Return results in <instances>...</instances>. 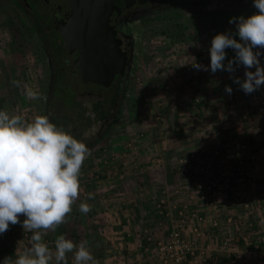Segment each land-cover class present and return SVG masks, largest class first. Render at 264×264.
Returning <instances> with one entry per match:
<instances>
[{
    "label": "rangeland",
    "instance_id": "rangeland-1",
    "mask_svg": "<svg viewBox=\"0 0 264 264\" xmlns=\"http://www.w3.org/2000/svg\"><path fill=\"white\" fill-rule=\"evenodd\" d=\"M237 8L224 0H206L203 6L165 12L135 27L136 64L119 119L108 132H100L102 118L90 112L82 116L89 130L80 132V140L91 155L81 169L80 195L73 212L58 231L43 236L53 258L55 239L65 235L76 243L86 241L97 264H157L153 249L179 224L178 213L187 206L185 235L190 242L197 240L195 257L201 246L209 254L207 264H264V135L253 142L247 135L264 132V86L245 94L227 71L213 74L192 66L196 63L210 69L212 38L235 32V25L229 24L231 17H247L257 11ZM224 9L228 13L221 11ZM15 13L7 0H0V110L21 115L25 121L37 115H56L61 106L66 108L65 114L73 90L64 94L57 83L54 97L66 101L59 105L52 96L48 104L46 58L31 50L37 42L25 35ZM226 52L228 59L233 58L232 49ZM260 60L264 66V55ZM244 72L241 66L234 75L244 79ZM13 80L20 81V86H13ZM25 85L41 98L29 100ZM226 85L232 88L231 95L225 91ZM154 164L166 170L160 174L158 169H147ZM229 165L236 171L237 183L223 175ZM168 170L174 176L172 183H168ZM142 175L148 177L145 182L139 181ZM210 180L217 182V193L207 194L203 200L201 183L205 186ZM244 191L245 195H237ZM162 199L170 217L158 212ZM81 202L91 205L87 215L78 211ZM143 204L147 207L144 205L141 217ZM122 209L130 210L127 217L116 213ZM205 209L207 221L202 229L206 235L199 243L188 229V216L190 211ZM229 219L233 222L228 223ZM215 222L219 225L214 226ZM30 236L21 224L10 225L0 235V264L5 257L15 260L29 245ZM225 241L228 246L223 245ZM210 245L214 250L209 253ZM67 255L68 264H74L73 254Z\"/></svg>",
    "mask_w": 264,
    "mask_h": 264
},
{
    "label": "clouds",
    "instance_id": "clouds-1",
    "mask_svg": "<svg viewBox=\"0 0 264 264\" xmlns=\"http://www.w3.org/2000/svg\"><path fill=\"white\" fill-rule=\"evenodd\" d=\"M253 7L257 11L252 15L229 19L235 32L218 33L212 38L210 69L192 65L213 74L227 71L245 94L264 86V66L260 60L264 55V0H253ZM227 49L233 50V58H227ZM241 66L245 69L244 79L234 75ZM11 83L20 86V81ZM225 91L231 95L232 88L226 85ZM24 94L29 100L41 98L38 91L27 85ZM90 155L86 143L58 127L47 115L25 121L21 115L0 110V235L17 224L31 233L23 252L15 260L5 257L2 264H51L53 259L55 264H68L69 253L73 254L74 264H97L86 241L76 243L59 235L54 242L53 258V250L43 240L46 232H55L73 212L80 195L81 169ZM78 211L87 215L91 205L81 202ZM21 216L25 217L22 223Z\"/></svg>",
    "mask_w": 264,
    "mask_h": 264
},
{
    "label": "flooded vegetation",
    "instance_id": "flooded-vegetation-1",
    "mask_svg": "<svg viewBox=\"0 0 264 264\" xmlns=\"http://www.w3.org/2000/svg\"><path fill=\"white\" fill-rule=\"evenodd\" d=\"M224 1L227 4H236L237 11L253 7L251 2L253 0ZM7 2L16 11L15 15L23 26L25 35L37 42L35 48L31 50L46 58L49 70L48 104L51 103V92L57 83L61 84L64 94L67 90H73L74 98L70 108L67 107L69 109L64 114L66 108L61 106L60 113L57 114L69 117L66 120L67 130L87 132L89 129L87 130L86 120L82 116L90 112L98 119H103L100 132H108L119 119L132 85L138 47L135 27L165 12L179 13L192 10L193 5L203 6L206 0H145L133 2L128 6L122 1L117 2L110 16V26L115 31L119 61L111 68L116 73L108 85L103 84V81L101 83L83 81L81 70L75 65L80 57V50L75 49L71 52L65 47L62 28L64 22L72 15L67 0H7ZM221 11L228 13L227 9ZM53 98L59 105L66 101L61 100V97L57 101L58 96ZM47 116L51 117L48 114Z\"/></svg>",
    "mask_w": 264,
    "mask_h": 264
},
{
    "label": "water",
    "instance_id": "water-1",
    "mask_svg": "<svg viewBox=\"0 0 264 264\" xmlns=\"http://www.w3.org/2000/svg\"><path fill=\"white\" fill-rule=\"evenodd\" d=\"M72 9L71 17L64 22L62 33L69 51L80 50L75 65L81 70L85 82L105 85L112 80L119 61L115 31L110 26V16L116 3L126 6L145 0H67Z\"/></svg>",
    "mask_w": 264,
    "mask_h": 264
},
{
    "label": "built area",
    "instance_id": "built-area-1",
    "mask_svg": "<svg viewBox=\"0 0 264 264\" xmlns=\"http://www.w3.org/2000/svg\"><path fill=\"white\" fill-rule=\"evenodd\" d=\"M206 151V150H205ZM217 155H220V151L215 152ZM188 162V161H186ZM185 162V163H186ZM185 163L183 168L186 170ZM204 163V162H199ZM210 168V165H209ZM223 175L230 176L235 180L237 183L238 180L236 178L237 174L236 171L233 169V166L229 165L226 166V172H224ZM230 185H225V188H229ZM244 187V186H243ZM246 187V186H245ZM217 182L214 180H210L209 184L205 185L201 183L200 186V194L202 195V199L205 200L207 198V194L216 195L217 193ZM245 195V191L242 193H237V195ZM200 195V196H201ZM264 194H262L263 196ZM206 203V201H205ZM203 202V205H205ZM166 200L162 199L157 205V208L159 209L158 212H160L161 215H164L166 217L171 216L170 211H164L166 209ZM213 206V203L210 204ZM246 209L250 208V205L246 203L245 205ZM187 206H185V210L179 211L178 215H180L179 224L173 228V230L169 233L168 237L164 241H159L153 251L156 253L155 255L158 258L157 264H207L209 259V254L206 253L207 249L204 250L203 247L200 246V253L199 257H195L196 254V241L190 242V240L186 237L185 231H186V216L184 215V212H188ZM205 211V214H204ZM190 220V225L188 226V229H191V231L196 235V237L199 239V243H202V240L205 238V231L202 229V225L207 221L206 218V209L202 210L201 213L191 212L190 216H188ZM233 219H229L228 223H232ZM214 226H218L219 224L215 222L213 224ZM149 241H152V238H148ZM248 245H252L253 242L250 237L245 238ZM213 245V244H212ZM210 245V249L208 252H212L213 246ZM224 246H228V241H225ZM212 255V254H211ZM190 258V260H189Z\"/></svg>",
    "mask_w": 264,
    "mask_h": 264
},
{
    "label": "crops",
    "instance_id": "crops-1",
    "mask_svg": "<svg viewBox=\"0 0 264 264\" xmlns=\"http://www.w3.org/2000/svg\"><path fill=\"white\" fill-rule=\"evenodd\" d=\"M247 135H250L251 137H250V139H249V141H251V142H253V140L256 138V137H262L263 135H264V132H253L252 133V135H251V133L250 134H247ZM158 169V171H159V173L161 174L162 172H163V170L165 169L166 170V168H165V166H163V165H150L149 167H147V169ZM164 170V171H165ZM169 171V170H168ZM169 173V182L168 183H170L171 181H173L174 180V176H173V174L171 173V171H169L168 172ZM146 178H148L147 176H144L143 177V175H142V178L141 179H139V181L141 182H145V180H146ZM166 179H167V176H166ZM152 180H153V178H152ZM150 181V180H149ZM172 183V182H171ZM254 194H255V188H254V190H253V192H252V195L254 196ZM142 194H140V196H141ZM140 196H138L137 195V197H138V199H139V201H141V198H140ZM143 196H144V194H143ZM157 196H159V194H157ZM156 197V196H155ZM147 207V204H143V206L141 205L140 207H139V211L141 212V214H140V216L141 217H143L142 215H143V213L142 212H144L145 211V206ZM143 210V211H142ZM128 211H130V210H128V209H126V210H121V211H117L116 213H120L119 215H122L123 217H127V213H128ZM132 211V210H131ZM24 218L25 217H23V216H21L20 217V221L22 222L23 220H24ZM125 227V226H124ZM58 229V228H57ZM58 231V230H57Z\"/></svg>",
    "mask_w": 264,
    "mask_h": 264
},
{
    "label": "trees",
    "instance_id": "trees-1",
    "mask_svg": "<svg viewBox=\"0 0 264 264\" xmlns=\"http://www.w3.org/2000/svg\"><path fill=\"white\" fill-rule=\"evenodd\" d=\"M54 90H56L55 88L53 89V91L51 92V95L54 96ZM68 116H60V115H51L50 120L55 123L58 127L63 128L65 131L70 132V130H67V125L68 122L66 120H68ZM62 125V126H61ZM66 125V126H65ZM72 135H74L76 138L81 139L80 136V132H70Z\"/></svg>",
    "mask_w": 264,
    "mask_h": 264
}]
</instances>
